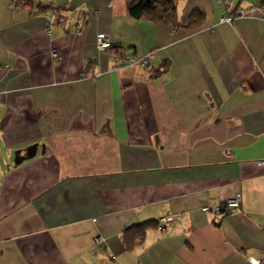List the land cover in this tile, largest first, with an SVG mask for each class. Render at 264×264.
Segmentation results:
<instances>
[{"label":"crops","instance_id":"1","mask_svg":"<svg viewBox=\"0 0 264 264\" xmlns=\"http://www.w3.org/2000/svg\"><path fill=\"white\" fill-rule=\"evenodd\" d=\"M129 1L0 0V264H264V17L220 19L260 0Z\"/></svg>","mask_w":264,"mask_h":264},{"label":"built area","instance_id":"2","mask_svg":"<svg viewBox=\"0 0 264 264\" xmlns=\"http://www.w3.org/2000/svg\"><path fill=\"white\" fill-rule=\"evenodd\" d=\"M223 1L226 5H228L229 0H221ZM255 7L256 9H258L259 14L264 17V0H260L257 2H253L249 5V7H244V6H240L238 7L234 12H226V13H222L220 15V19L222 20H230L232 19L235 15H241L243 13H246L249 9ZM52 15L50 12H45V22H46V27L47 29H49L51 23H52ZM80 31V29H77ZM96 44L97 47L100 49H104L108 46H110L111 42L109 40L108 37H106L102 32H98L96 34ZM151 49H149L148 51H146L145 53L141 54V55H135L132 53H121V54H113V60L114 63L117 64H121V63H132V64H136L138 66H142V67H146L148 62H149V55L151 53ZM51 53L53 55L57 54L58 51L56 48L51 49ZM259 161L264 162V158L259 159ZM203 209H212L215 214L216 217L224 214V213H232V212H238L241 210V203H240V195L239 192H236L234 195H231L229 197H227L225 199V201L223 203H218L215 204L213 206H209L207 204L202 205ZM172 218L171 215H160L157 217V221L158 223H161L167 219ZM93 244H94V251H97L100 246H102L103 244H105L106 240H105V236L102 235L101 233H96L93 236Z\"/></svg>","mask_w":264,"mask_h":264},{"label":"trees","instance_id":"3","mask_svg":"<svg viewBox=\"0 0 264 264\" xmlns=\"http://www.w3.org/2000/svg\"><path fill=\"white\" fill-rule=\"evenodd\" d=\"M127 10L137 16L145 15L153 20L170 22L171 24H179L177 15V2L176 0H131L127 5ZM203 12L201 9L193 8L188 13L185 25H196L202 21ZM113 54L123 53L122 49L116 44L112 46ZM167 61H164L162 68L166 67ZM161 68H159L160 70ZM155 220H144L138 223L140 229V237L145 232L146 228L150 225L156 224ZM135 235L132 234L131 238ZM125 241L126 235H125Z\"/></svg>","mask_w":264,"mask_h":264},{"label":"water","instance_id":"4","mask_svg":"<svg viewBox=\"0 0 264 264\" xmlns=\"http://www.w3.org/2000/svg\"><path fill=\"white\" fill-rule=\"evenodd\" d=\"M36 146H37V142H32V143L28 144L24 148V152L23 153H19L20 149H16V154L14 156V161L15 162H20L24 157L33 155L35 150H36Z\"/></svg>","mask_w":264,"mask_h":264}]
</instances>
